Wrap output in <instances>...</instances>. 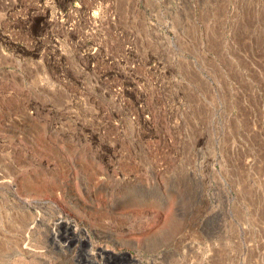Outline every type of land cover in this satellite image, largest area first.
<instances>
[{
	"label": "rangeland",
	"instance_id": "obj_1",
	"mask_svg": "<svg viewBox=\"0 0 264 264\" xmlns=\"http://www.w3.org/2000/svg\"><path fill=\"white\" fill-rule=\"evenodd\" d=\"M0 264H264V0H0Z\"/></svg>",
	"mask_w": 264,
	"mask_h": 264
},
{
	"label": "flooded vegetation",
	"instance_id": "obj_2",
	"mask_svg": "<svg viewBox=\"0 0 264 264\" xmlns=\"http://www.w3.org/2000/svg\"><path fill=\"white\" fill-rule=\"evenodd\" d=\"M149 263V262H148ZM151 263H154L153 261H151Z\"/></svg>",
	"mask_w": 264,
	"mask_h": 264
}]
</instances>
